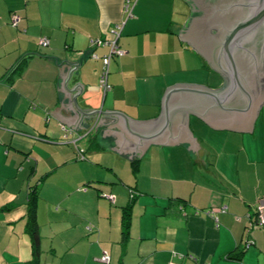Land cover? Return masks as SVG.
<instances>
[{
    "label": "crops",
    "instance_id": "crops-1",
    "mask_svg": "<svg viewBox=\"0 0 264 264\" xmlns=\"http://www.w3.org/2000/svg\"><path fill=\"white\" fill-rule=\"evenodd\" d=\"M191 14L184 0H0V225L20 223L31 209L26 225L34 219L39 228L42 201L54 223V200L48 197L54 179L67 192L65 201L84 205L94 197L78 190L94 182L84 174L91 166L76 158L80 152L89 159L101 154L96 162L114 172L97 179L114 196L113 204L97 201L98 209L106 207L114 221L95 223L67 210L77 219L67 227L69 239L58 238L49 251L54 256L41 253L40 264H102L104 253L109 264H264V229L256 225V207L264 202V106L251 134L213 130L190 114L187 128L196 138V153L189 143L149 144L139 160L134 152L113 151L114 135L102 137L116 116L83 114L98 110L149 121L160 116L170 86L218 89L221 76L179 38ZM12 16L19 18L17 27ZM119 24L118 45L125 54L112 57L110 89L104 92L101 58L109 48L92 41L109 38ZM145 162L158 163L159 170ZM128 163L139 174L133 177ZM143 165L151 171L147 176ZM24 193L28 200L36 194L30 208L14 201ZM130 202L123 240V212ZM25 248L4 255L0 264L16 257L26 264L32 259L30 239ZM241 251L240 259L229 257Z\"/></svg>",
    "mask_w": 264,
    "mask_h": 264
},
{
    "label": "water",
    "instance_id": "water-1",
    "mask_svg": "<svg viewBox=\"0 0 264 264\" xmlns=\"http://www.w3.org/2000/svg\"><path fill=\"white\" fill-rule=\"evenodd\" d=\"M184 1L190 3L192 14L179 38L221 76L223 84L216 90L170 86L160 116L149 121L115 112H82L118 118L102 136H115V152H134L139 160L149 144L189 143L188 149L196 153V138L187 128L190 114L213 130L251 134L264 106V0Z\"/></svg>",
    "mask_w": 264,
    "mask_h": 264
},
{
    "label": "rangeland",
    "instance_id": "rangeland-1",
    "mask_svg": "<svg viewBox=\"0 0 264 264\" xmlns=\"http://www.w3.org/2000/svg\"><path fill=\"white\" fill-rule=\"evenodd\" d=\"M93 151V150H92ZM101 152V151H100ZM77 152H76V156H77ZM75 155V153H74ZM84 156V155H83ZM99 156H101V154H95L93 159H89L87 155L84 156V159H81L78 161H82L83 163H87V166H91L89 169L85 170L84 174L86 175V177H90L91 179L94 178V182L89 184V183H85L84 185H81L80 188L78 189L79 191H85L86 189H88L89 191H91L94 194V197H90L88 198V202L85 203L84 205L77 202L75 203L74 201H65L68 196H67V192L64 193L63 188L60 186L59 182H57L58 180L54 179V190L48 191V197L52 198L54 200V206H52L51 209V213L52 215H54L53 217V221L54 223H49V221H51L52 216L50 215L51 219L47 216V214H45V207H44V203L42 201L43 207H42V218H41V223L39 224V230H40V235H41V240H40V249H41V245L43 246V248L41 249V253H43L42 255H44L45 257L51 259L54 255L49 253L51 247H54L56 245H58L57 243L59 242L57 239L62 237L64 239H69V233L71 232L70 230H68L67 227H69L70 221L72 223L76 222L77 219L73 216V214L75 215H80V217L85 219H91L92 221L95 220L99 222V220H105V221H111V217H109L108 212H107V208H102L99 210L98 209V205H97V201H106V202H110L108 199V195L107 193L104 192V185L107 186L108 184H106L107 182H102V184H98L97 179H104L107 176H109V174L113 175V170H111L109 168V166H99V164L96 162L97 160H95V158H98ZM78 158V156L76 157ZM147 168L151 169V170H155L158 171L159 170V164L158 163H144ZM145 165H143V172L144 175L147 176L148 173H151V171H148L145 167ZM131 164L128 163V167L127 169L129 170V172L131 173V175L134 177V173L137 175L139 174L138 171H133V169L130 167ZM129 167L131 169H129ZM139 170V169H137ZM66 174V173H63ZM127 174V173H125ZM140 176V175H139ZM65 177H67V174L65 175ZM56 178V177H55ZM151 180V179H150ZM157 180V179H156ZM160 181V180H159ZM166 184V183H165ZM164 183H162V185L160 184L159 186L162 187L163 185H165ZM169 187H172V184L168 183ZM91 185V186H89ZM118 186H122L124 188H126L124 185L118 183ZM116 186V187H118ZM168 185H166L167 187ZM132 188L134 187V184L131 185ZM67 190L70 189V187L67 185V187L65 188ZM97 189H102L103 193H99V195H97ZM128 192H131L130 198H132L133 196V190H128ZM43 196V194H42ZM37 199V198H36ZM14 201H16L15 203L17 205H20L24 202L25 205L29 207V202L30 200H28V198H26L25 193L24 194H20L19 197H16L14 199ZM114 203V202H113ZM112 203V204H113ZM108 206V204H107ZM109 207V206H108ZM67 210L71 211L72 213H70V216L67 213ZM121 210V208H120ZM23 211V210H22ZM99 211V212H98ZM122 211V210H121ZM120 211V212H121ZM32 214L33 211L30 210H25V215L26 217L24 219L21 220L20 223H15V221H12V223L14 224H10V225H0V261L4 260V255L6 257L9 256L10 252H18L20 249L22 252H28L29 248H25V246L29 247V237L28 234L26 233V223L28 220V216L29 214ZM98 213H100V215H98ZM18 214V212H14L10 215H16ZM71 218V219H69ZM101 218V219H100ZM116 219V217H114ZM117 219H119L120 221V217L117 216ZM19 218L16 219V221H18ZM87 221V220H86ZM86 222V225H93L91 224V222ZM114 221V219H113ZM112 224V223H111ZM89 227L87 226V229ZM96 229V228H95ZM92 236V235H91ZM4 253V254H3ZM45 259V258H44ZM18 258L16 257V260L11 261L12 264H19L17 262ZM31 260V259H30ZM47 264H49L48 261H46ZM24 264V263H22Z\"/></svg>",
    "mask_w": 264,
    "mask_h": 264
},
{
    "label": "built area",
    "instance_id": "built-area-1",
    "mask_svg": "<svg viewBox=\"0 0 264 264\" xmlns=\"http://www.w3.org/2000/svg\"><path fill=\"white\" fill-rule=\"evenodd\" d=\"M126 13H128V17L132 16V10L131 6L129 4H126L125 6ZM11 24L13 27L17 26L19 22V18L16 16H12ZM123 24H119L114 26L113 28L110 29L109 31V38L105 40H94L92 41L93 46H106L109 48V53L106 56H103L101 58L102 60V73L100 76V87L103 89L104 92L109 91L110 85L108 84V75H109V65L112 57H122L125 52L119 47L118 45V40L121 35ZM41 45L44 47L48 46V41L43 38L40 41ZM93 59H98L96 54L92 55ZM79 160L84 159L83 154L80 152L79 153ZM108 199L110 203L114 202V196L110 195L108 196ZM256 225L260 229H264V202H260L257 207H256ZM100 261L102 264H109L110 263V257L108 254L104 253L102 257L100 258Z\"/></svg>",
    "mask_w": 264,
    "mask_h": 264
},
{
    "label": "trees",
    "instance_id": "trees-1",
    "mask_svg": "<svg viewBox=\"0 0 264 264\" xmlns=\"http://www.w3.org/2000/svg\"><path fill=\"white\" fill-rule=\"evenodd\" d=\"M12 25V24H11ZM17 27V26H15ZM23 63H19L16 66V69L21 70L23 68ZM133 171H137V165H133ZM32 193H35L36 190H32ZM133 197V196H132ZM30 204L33 205L35 202L33 200H36V194H32L30 195ZM132 202H130V204L128 205V207L124 208V212H123V231H122V239L125 240L126 236H127V229L130 226V211H131V205ZM26 233L29 236L30 239V244H31V255H32V259L27 262L26 264H40V254H41V249H40V234H39V228L38 225L36 223V221L34 219H32L30 221V223H28L26 225ZM243 253V251H241L240 253H231L232 256L229 255L230 258L232 259H240L241 254Z\"/></svg>",
    "mask_w": 264,
    "mask_h": 264
}]
</instances>
